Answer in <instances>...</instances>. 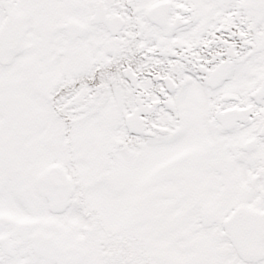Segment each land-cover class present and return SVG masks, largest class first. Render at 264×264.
Returning a JSON list of instances; mask_svg holds the SVG:
<instances>
[{
  "label": "snow or ice",
  "instance_id": "snow-or-ice-1",
  "mask_svg": "<svg viewBox=\"0 0 264 264\" xmlns=\"http://www.w3.org/2000/svg\"><path fill=\"white\" fill-rule=\"evenodd\" d=\"M0 264H264V0H0Z\"/></svg>",
  "mask_w": 264,
  "mask_h": 264
}]
</instances>
